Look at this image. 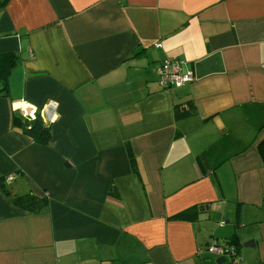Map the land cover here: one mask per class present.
Wrapping results in <instances>:
<instances>
[{
    "label": "crops",
    "instance_id": "crops-1",
    "mask_svg": "<svg viewBox=\"0 0 264 264\" xmlns=\"http://www.w3.org/2000/svg\"><path fill=\"white\" fill-rule=\"evenodd\" d=\"M3 52L0 264H264V0H6ZM166 57L193 81L163 88Z\"/></svg>",
    "mask_w": 264,
    "mask_h": 264
},
{
    "label": "trees",
    "instance_id": "trees-1",
    "mask_svg": "<svg viewBox=\"0 0 264 264\" xmlns=\"http://www.w3.org/2000/svg\"><path fill=\"white\" fill-rule=\"evenodd\" d=\"M6 0H0V6ZM18 56L14 52L0 53V95H8L9 91V76L12 69L18 64ZM15 124L20 126L22 130L29 135L35 142L39 144H47L50 140L49 124L46 125L39 112L36 113L34 118H24L15 115ZM260 152L264 156V142L260 144ZM13 203L27 211L39 212L45 208L47 198H38L31 194L22 196H15L12 199Z\"/></svg>",
    "mask_w": 264,
    "mask_h": 264
},
{
    "label": "built area",
    "instance_id": "built-area-1",
    "mask_svg": "<svg viewBox=\"0 0 264 264\" xmlns=\"http://www.w3.org/2000/svg\"><path fill=\"white\" fill-rule=\"evenodd\" d=\"M156 46L160 47L161 44L158 42L156 43ZM184 65L185 62L176 57H166L161 60L157 68L159 84L163 88L170 90L193 81V74L191 73V71L185 70ZM39 114L46 125L50 124V112L47 114L46 118H43L40 112ZM23 115L27 118H34L36 113ZM13 179L14 175H9L6 178V181L11 182ZM207 251L216 256L223 257L228 264H240L242 260L236 245L230 242H213L212 244H209L207 246Z\"/></svg>",
    "mask_w": 264,
    "mask_h": 264
},
{
    "label": "water",
    "instance_id": "water-1",
    "mask_svg": "<svg viewBox=\"0 0 264 264\" xmlns=\"http://www.w3.org/2000/svg\"><path fill=\"white\" fill-rule=\"evenodd\" d=\"M251 244H253V240L245 242L244 246H250ZM224 261H225V259L223 257H220V258L217 259V262H224Z\"/></svg>",
    "mask_w": 264,
    "mask_h": 264
}]
</instances>
